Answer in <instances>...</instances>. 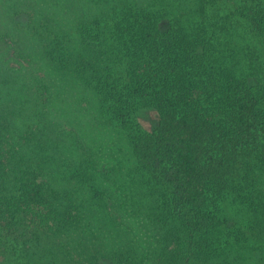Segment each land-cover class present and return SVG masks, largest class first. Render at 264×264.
Segmentation results:
<instances>
[{
    "label": "trees",
    "instance_id": "16d2710c",
    "mask_svg": "<svg viewBox=\"0 0 264 264\" xmlns=\"http://www.w3.org/2000/svg\"><path fill=\"white\" fill-rule=\"evenodd\" d=\"M214 1L176 4L171 0L160 10L136 1H124L119 7L105 2L82 24L73 50L64 46L65 37L55 36L56 46L64 52L53 55V49L48 55L98 94L100 113L128 134L138 169L164 188L163 198L197 256L211 248L206 236L221 225L209 209V196L231 190L243 160H256L264 168V89L256 90L238 76L241 69L231 67V55L239 53L213 56L222 43L207 38L202 23L190 33L169 17L179 10L204 14ZM236 13L264 43V11L251 1L240 5ZM81 16H86L84 10ZM214 25L213 34L219 28ZM224 43L230 45L227 40ZM47 46L51 47L49 42ZM8 72L10 77L0 78V230L7 223L10 227L22 223L50 236L68 234L82 220L78 206L71 193L61 191L48 178L44 142L34 143L15 133L8 111L15 115L20 99L34 100L38 80ZM215 97L216 108L210 100ZM141 109L156 114L149 130L135 122ZM180 231L169 227L164 239L168 241L170 235L178 245L163 249L162 264L186 263ZM41 238L32 239V246L27 235L26 250L29 255L38 250L45 259L39 251L45 244ZM109 263L145 264V260Z\"/></svg>",
    "mask_w": 264,
    "mask_h": 264
},
{
    "label": "rangeland",
    "instance_id": "374dc122",
    "mask_svg": "<svg viewBox=\"0 0 264 264\" xmlns=\"http://www.w3.org/2000/svg\"><path fill=\"white\" fill-rule=\"evenodd\" d=\"M109 1L116 7L124 1H136L160 10L171 0H0V78L10 77L11 70L20 77L30 74L39 83L34 100L20 99L15 115L8 110L15 133L34 143L44 142L48 178L61 191L71 193L82 217L68 234L54 236L22 223L11 227L7 223L0 230V264L144 260L145 264H162L163 249L178 245L170 235L165 241L169 227L181 230L180 251L187 258L185 264H264V168L256 160L242 161L230 191L209 196V209L221 225L219 231L206 236L212 241L211 248L197 256L163 198L164 188L138 169L128 134L114 119L100 113L99 95L48 56L53 49V55L64 52L56 46L55 36L65 37L64 46L73 50L82 24ZM251 1L264 11V0H215L206 6L204 14L196 12L193 16L189 10H179L169 17L190 33L202 23L206 37L222 43L213 56L239 53L231 55V67L241 69L238 76L242 80L263 90L264 43L236 13L240 5ZM175 2L181 4L182 0ZM82 10L86 16H81ZM214 23L219 27L215 34L211 31ZM210 100L216 108L217 98ZM135 122L149 130L156 123V114L141 109L135 114ZM27 235L32 246V239L42 237L45 244L39 251L44 252L45 259L38 250L27 253Z\"/></svg>",
    "mask_w": 264,
    "mask_h": 264
}]
</instances>
